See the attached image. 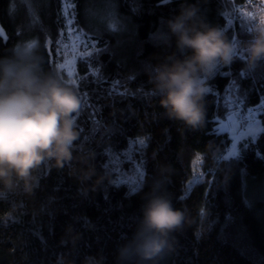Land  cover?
Here are the masks:
<instances>
[{
    "label": "trees",
    "instance_id": "trees-1",
    "mask_svg": "<svg viewBox=\"0 0 264 264\" xmlns=\"http://www.w3.org/2000/svg\"><path fill=\"white\" fill-rule=\"evenodd\" d=\"M179 2L0 0V54L39 39L45 66L76 90L81 140L109 175L105 186L85 193L67 167H53L41 172L33 197H0V264H55L69 253L77 264L96 253L115 264L141 205L142 194L132 195V188L150 182L161 165L171 167L168 190L191 223L175 233L176 251L161 264H264V62L245 70L238 58L218 69L209 81L203 127L169 120L150 96L144 65L164 51L150 34ZM199 3L211 23L240 41L249 38L244 14L262 7L255 0ZM222 119L228 131L217 130ZM239 119L236 135L231 128ZM255 119L261 129L252 137L244 132ZM234 143L236 155L226 156ZM120 163L138 169L137 184L118 181ZM194 173L198 179L191 182ZM69 224L81 233L74 250L63 239Z\"/></svg>",
    "mask_w": 264,
    "mask_h": 264
},
{
    "label": "clouds",
    "instance_id": "clouds-1",
    "mask_svg": "<svg viewBox=\"0 0 264 264\" xmlns=\"http://www.w3.org/2000/svg\"><path fill=\"white\" fill-rule=\"evenodd\" d=\"M249 20V38L235 40L207 19L199 0H180L176 13L150 34L164 51L145 63L144 72L150 96L169 120L192 130L203 127L209 81L218 69L238 58L245 70L264 62V7ZM80 107L76 90L45 66L38 38L0 54V197H33L41 172L53 167H67L85 193L105 186L108 172L97 169L95 150L81 140L75 120ZM171 171L161 165L150 182L131 192L142 194L141 205L131 235L116 249L115 264H161L176 251L175 233L191 223L188 209L175 206L168 190ZM80 238L69 224L63 239L72 250ZM55 264L77 262L69 253L58 255ZM80 264H105V256L86 254Z\"/></svg>",
    "mask_w": 264,
    "mask_h": 264
},
{
    "label": "rangeland",
    "instance_id": "rangeland-1",
    "mask_svg": "<svg viewBox=\"0 0 264 264\" xmlns=\"http://www.w3.org/2000/svg\"><path fill=\"white\" fill-rule=\"evenodd\" d=\"M242 20L245 21V23L249 22V20H247L245 17L242 18ZM71 62H72V59L68 58L67 61H65V63H64V64H66L65 66H66L67 70L69 71V73H72V69H73ZM216 127H217V130L219 132L228 131L225 119L219 120ZM260 129H261V126L256 119L250 120V122L247 125L246 131L244 133H247V135L254 137L258 134ZM231 132H234L236 135L242 133L240 130V127H239V125H237V123H235L232 126ZM233 151H235L234 155H236V144L235 143L228 148V150L226 152V156H228V157L234 156V155H230ZM119 162H121V161H119ZM119 162H117V163H119ZM123 165H124V163L123 164L120 163L119 165H117V169L119 172V175H118L119 180L118 181L119 182H128L130 184H134L133 181H135L137 184L138 169L137 168L134 169L132 167H127V169H126V168H124ZM197 179H198V176L196 173H194V176H193V179L191 182H195Z\"/></svg>",
    "mask_w": 264,
    "mask_h": 264
},
{
    "label": "snow or ice",
    "instance_id": "snow-or-ice-1",
    "mask_svg": "<svg viewBox=\"0 0 264 264\" xmlns=\"http://www.w3.org/2000/svg\"><path fill=\"white\" fill-rule=\"evenodd\" d=\"M244 15H248V17H249V19L252 17V15L253 14H251V13H245ZM3 32V29L2 28H0V33H2ZM70 75L72 74V73H69ZM141 143H143L142 141H141ZM235 154V151H233L230 155H234ZM143 172H141L140 173V178H141V181L143 180ZM133 183L134 184H136V182L135 181H133ZM137 187H138V185H137ZM137 187H133L132 188V191H135L136 189H137Z\"/></svg>",
    "mask_w": 264,
    "mask_h": 264
},
{
    "label": "water",
    "instance_id": "water-1",
    "mask_svg": "<svg viewBox=\"0 0 264 264\" xmlns=\"http://www.w3.org/2000/svg\"><path fill=\"white\" fill-rule=\"evenodd\" d=\"M260 6L264 7V0H255Z\"/></svg>",
    "mask_w": 264,
    "mask_h": 264
},
{
    "label": "built area",
    "instance_id": "built-area-1",
    "mask_svg": "<svg viewBox=\"0 0 264 264\" xmlns=\"http://www.w3.org/2000/svg\"><path fill=\"white\" fill-rule=\"evenodd\" d=\"M241 115V114H240ZM249 115H251V113H249ZM241 121H240V119H239V121L237 122V125H239V127L241 128L242 127V123H240Z\"/></svg>",
    "mask_w": 264,
    "mask_h": 264
}]
</instances>
